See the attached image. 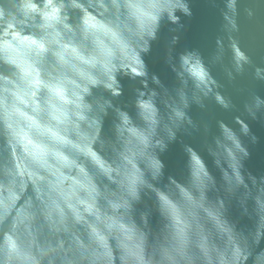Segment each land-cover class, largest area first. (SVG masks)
Masks as SVG:
<instances>
[{
  "label": "clouds",
  "instance_id": "9594fccd",
  "mask_svg": "<svg viewBox=\"0 0 264 264\" xmlns=\"http://www.w3.org/2000/svg\"><path fill=\"white\" fill-rule=\"evenodd\" d=\"M258 147L264 0H0V264H264Z\"/></svg>",
  "mask_w": 264,
  "mask_h": 264
},
{
  "label": "water",
  "instance_id": "95a60500",
  "mask_svg": "<svg viewBox=\"0 0 264 264\" xmlns=\"http://www.w3.org/2000/svg\"><path fill=\"white\" fill-rule=\"evenodd\" d=\"M261 155H264V148L258 147L254 150L253 159L248 163V167L254 174H258L261 170H264L260 164Z\"/></svg>",
  "mask_w": 264,
  "mask_h": 264
}]
</instances>
